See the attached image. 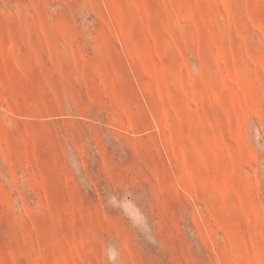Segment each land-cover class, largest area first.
Returning <instances> with one entry per match:
<instances>
[{
	"label": "rangeland",
	"instance_id": "374dc122",
	"mask_svg": "<svg viewBox=\"0 0 264 264\" xmlns=\"http://www.w3.org/2000/svg\"><path fill=\"white\" fill-rule=\"evenodd\" d=\"M0 264H264V0H0Z\"/></svg>",
	"mask_w": 264,
	"mask_h": 264
}]
</instances>
